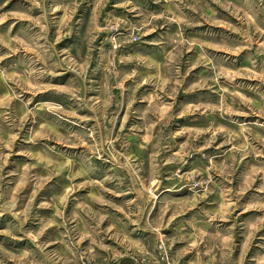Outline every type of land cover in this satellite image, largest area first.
I'll use <instances>...</instances> for the list:
<instances>
[{"label": "rangeland", "instance_id": "rangeland-1", "mask_svg": "<svg viewBox=\"0 0 264 264\" xmlns=\"http://www.w3.org/2000/svg\"><path fill=\"white\" fill-rule=\"evenodd\" d=\"M36 244L264 264V0H0V260L38 264Z\"/></svg>", "mask_w": 264, "mask_h": 264}, {"label": "clouds", "instance_id": "clouds-1", "mask_svg": "<svg viewBox=\"0 0 264 264\" xmlns=\"http://www.w3.org/2000/svg\"><path fill=\"white\" fill-rule=\"evenodd\" d=\"M112 27L114 28V27H116V25H112ZM133 31L136 32V31H138V29H133ZM137 38L138 37L136 35H132L130 37V39H132V40H135ZM93 39H94V37H93ZM89 45H90L89 52H91V50H92L91 49V40L89 41ZM86 64H87V62H86ZM86 64H85V66H86ZM63 65H66V67L64 68L65 71L71 70V63L67 59L65 61L57 60L55 63L46 66L41 71L40 74L43 75L46 72L49 76L55 77V75L57 74L55 69L58 67H61ZM169 71L173 72V74L176 76L180 75V69H179L178 64L170 66ZM86 80H87V76L84 74V71H80V72L76 73V80L73 81V83L77 84L78 87H76L73 90L72 96L81 102L82 107L88 106V102L84 100L83 96L77 95V93L88 91V89L85 88L84 84L82 83L83 81H86ZM115 86L119 87L121 89L123 88V85L119 84V83L116 84ZM109 99H111V97H109ZM94 110L98 111L100 113H103L106 111V106L97 103L95 105ZM92 138L95 139V137H92ZM141 147L142 148L146 147V145H141ZM224 179H228V178L225 177ZM14 206H15V202L13 201L8 207H14ZM23 224H24V221L21 220L20 224L17 225V230L22 231L23 230ZM93 231H95V230H93ZM64 235L68 237L67 241H64V243L67 246V253H70L74 260L82 259L83 257L80 255V250L78 248V244H79V240H80V232L78 231V229L74 227V228L70 229L69 231L65 232ZM160 246L163 247L162 244ZM46 247H47L46 244H44V245L36 244V249L38 251L33 254V259H36L38 261V264H48V262L52 259V257L48 253L44 252V249ZM41 253H43V257H44L43 259L39 258ZM5 257L7 258V253H5ZM0 264H6V259L0 260Z\"/></svg>", "mask_w": 264, "mask_h": 264}]
</instances>
